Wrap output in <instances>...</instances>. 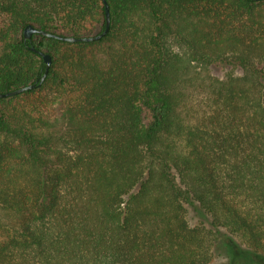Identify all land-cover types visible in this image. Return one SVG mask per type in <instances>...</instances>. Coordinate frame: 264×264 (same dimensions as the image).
<instances>
[{"label":"trees","instance_id":"obj_1","mask_svg":"<svg viewBox=\"0 0 264 264\" xmlns=\"http://www.w3.org/2000/svg\"><path fill=\"white\" fill-rule=\"evenodd\" d=\"M106 2L0 0V264H264V0Z\"/></svg>","mask_w":264,"mask_h":264},{"label":"water","instance_id":"obj_2","mask_svg":"<svg viewBox=\"0 0 264 264\" xmlns=\"http://www.w3.org/2000/svg\"><path fill=\"white\" fill-rule=\"evenodd\" d=\"M103 2H104V7H105V27L102 31H100L96 34L86 35V36L61 35L58 33L47 31V30L35 28L31 24H27L23 29V37H24V39H30V37L33 33H39V34H42V35L47 36V37H53V38H57V39H60L63 41H69V42L98 40L99 38H101L102 36H104L106 34V32L108 31V28H109V20H110L109 7H108L106 0H103ZM30 48L32 50H37L34 46H31ZM37 51L42 56L43 62L45 63V71H44L43 75L41 76L40 80L37 83L33 82L30 84H26V85L17 87L15 89L6 91V92H0V98L15 95V94H18V93L23 92L25 90L32 89V88L38 86L43 81V79L46 76V73L48 71V68L50 66V63H51V57L47 52H44L41 50H37Z\"/></svg>","mask_w":264,"mask_h":264},{"label":"rangeland","instance_id":"obj_3","mask_svg":"<svg viewBox=\"0 0 264 264\" xmlns=\"http://www.w3.org/2000/svg\"><path fill=\"white\" fill-rule=\"evenodd\" d=\"M223 71V68L221 66H217V67H214L213 69V72L217 75H221ZM186 208H187V215H188V218L190 220V222L192 224H202L206 227H212V224H211V220L210 218L199 208V206L194 203V202H188L186 203ZM222 231H220L219 233V240L217 242V245H216V251L218 252V257L217 258V261L221 264V263H226V262H231L230 261V254L229 252L227 251L230 250L233 251L235 248H238V245L235 244L231 239H229L228 237H222L221 235ZM223 234V233H222ZM240 248V247H239ZM245 253V252H243ZM249 258L248 256H237L235 257V259H233L232 255H231V264H251L250 261H249ZM256 262L258 259H256Z\"/></svg>","mask_w":264,"mask_h":264}]
</instances>
